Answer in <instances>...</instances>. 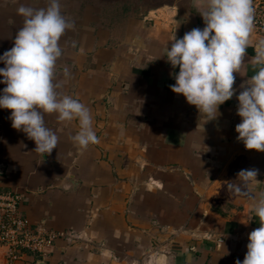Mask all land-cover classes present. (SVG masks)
<instances>
[{"label": "crops", "instance_id": "1", "mask_svg": "<svg viewBox=\"0 0 264 264\" xmlns=\"http://www.w3.org/2000/svg\"><path fill=\"white\" fill-rule=\"evenodd\" d=\"M60 2L75 28L61 37L56 80L88 107L99 142L81 149L72 140L78 120L45 114L59 143L51 154H39L34 141L11 126V110L0 108V164L6 169L0 192L20 193L22 213L32 224L73 235L58 240L49 256L25 253L16 264L243 261L248 234L259 227L250 210L264 193V152L236 139V97L257 70L255 44L264 36L254 27L241 69L247 75L234 73L236 93L219 106L221 115L204 122L169 88L175 84L170 73L179 68L162 55L173 33L181 38L203 29L198 12L206 0ZM47 3L0 0V55L13 47L23 25L17 8ZM253 168L256 180L244 183L237 176ZM0 264H6L3 247Z\"/></svg>", "mask_w": 264, "mask_h": 264}, {"label": "clouds", "instance_id": "2", "mask_svg": "<svg viewBox=\"0 0 264 264\" xmlns=\"http://www.w3.org/2000/svg\"><path fill=\"white\" fill-rule=\"evenodd\" d=\"M17 13L24 18L23 25L13 47L0 55L4 63L0 84L6 85L0 91V108L11 110V126L33 140L39 154H51L59 143L57 134L45 124V114L55 113L60 121L78 120L79 131L72 140L81 149L98 143L90 110L61 91L62 85L56 80L57 62L63 55L60 40L75 28V22L63 14L60 0H48L45 7L21 4ZM198 13L203 29L193 28L181 38L173 33L171 45L167 44L162 56L173 69L179 68L170 73L175 84L169 88L182 94L207 122L221 115L219 106L236 93L234 73L247 75L241 69L253 44L255 8L253 0H206ZM255 52L257 70L240 85L242 90L236 97L241 122L235 131L246 149L264 152V39L255 44ZM63 75L70 78L68 68L63 69ZM257 174L258 169L253 168L241 170L237 176L247 183L256 180ZM229 187L236 193L242 191L238 186ZM250 211L258 218L259 227L248 234L243 261L237 259L234 264H264V193L255 199Z\"/></svg>", "mask_w": 264, "mask_h": 264}, {"label": "built area", "instance_id": "3", "mask_svg": "<svg viewBox=\"0 0 264 264\" xmlns=\"http://www.w3.org/2000/svg\"><path fill=\"white\" fill-rule=\"evenodd\" d=\"M254 25L264 34V0L255 6ZM0 173L6 170L0 164ZM22 196L16 191L0 192V248L6 250V264H16L25 253L49 256L58 240L72 237L70 231H53L31 224L21 209Z\"/></svg>", "mask_w": 264, "mask_h": 264}, {"label": "rangeland", "instance_id": "4", "mask_svg": "<svg viewBox=\"0 0 264 264\" xmlns=\"http://www.w3.org/2000/svg\"><path fill=\"white\" fill-rule=\"evenodd\" d=\"M257 2H258V0L254 3V8H255V6L257 5ZM254 27H255V25H254ZM256 28V27H255ZM256 30L258 31V29L256 28ZM261 35H263L264 36V34L262 33V32H260V31H258ZM6 170V169H5ZM3 175H5V174H3ZM5 192V191H4ZM20 194V193H19ZM22 196V195H21ZM28 219V218H27ZM30 222V221H29ZM31 223V222H30ZM32 224V223H31ZM36 226H39V225H36ZM39 227H41V226H39ZM158 243V242H157ZM154 245H156V244H154ZM40 258V257H39ZM40 259H43V258H40Z\"/></svg>", "mask_w": 264, "mask_h": 264}]
</instances>
